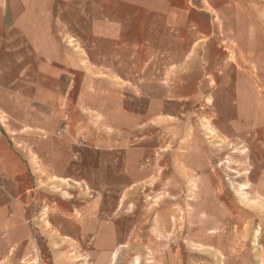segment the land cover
<instances>
[{
  "label": "rangeland",
  "instance_id": "obj_1",
  "mask_svg": "<svg viewBox=\"0 0 264 264\" xmlns=\"http://www.w3.org/2000/svg\"><path fill=\"white\" fill-rule=\"evenodd\" d=\"M200 4L192 0L190 15L205 23L206 14L194 8ZM206 6L214 9L215 24L208 27L213 34L176 65L173 77L169 64L183 60L188 42L202 37L195 28L147 33L145 46L115 47L116 56L104 58L109 48L91 42L86 9L78 25L71 26L76 22L67 14L70 23L63 26L65 34L78 36V50L89 51L97 67L94 76L86 74L83 62L74 76L79 85L64 89L65 81L43 80L34 57L0 59V67L17 70L27 61L29 75L41 84L0 85V234L9 222L18 242L2 264H22L37 250L43 264H57L56 251L64 244L56 242L71 241L55 232L52 241L34 226L24 232L31 225L28 215L45 205L36 206L34 190L7 200L5 150L25 168L15 174L16 183L37 185L43 198L51 192L68 197L73 191L56 187L57 177H96L90 148L99 108L120 129L117 139L125 149L126 162L100 170L102 178L128 185L112 212L110 236L123 245L115 264H264V0H209ZM173 36L169 46L176 57L153 56ZM104 66L112 73L105 75ZM104 90L111 99L104 100ZM79 239L71 243L82 245V253L67 251L79 258L68 264H89L84 250L94 239ZM5 243L0 241V251Z\"/></svg>",
  "mask_w": 264,
  "mask_h": 264
},
{
  "label": "crops",
  "instance_id": "obj_2",
  "mask_svg": "<svg viewBox=\"0 0 264 264\" xmlns=\"http://www.w3.org/2000/svg\"><path fill=\"white\" fill-rule=\"evenodd\" d=\"M200 3L194 8L206 14L208 18L205 23L192 19L190 15L193 11L192 0H0V59L34 57L40 62L39 69L42 72L40 75L43 76V80L58 81L57 85H63V81H65L64 89H70L72 85H79L74 76L75 72L81 68V64L86 62V68L84 66L82 69L86 74L93 76L96 74L97 67L90 60L89 51L78 50V36L65 34L63 26L70 23L67 22L69 21L67 14H71V21L76 22L71 26L78 25L77 20L80 18V12L86 9L91 42L94 44L97 40L103 41L109 48L104 51V58L115 57V47L145 46L149 42V39L145 37L147 33H174L177 27H184L189 32L190 29L195 28L202 37L188 42L184 51L180 53L183 60L178 63L172 61L169 64L167 72L173 77L175 74L173 70H177L175 69L176 65H184L185 60L195 50H198L196 48L213 34L212 29L208 30V27L215 24L216 17L212 14L214 9L210 10L206 6L209 5V0H200ZM181 13L187 16L184 19H179L177 16ZM206 24H208L207 27ZM162 25L164 27L160 32ZM156 39L159 45V39L157 37ZM181 39L180 42L186 41L184 36ZM173 43H175V36H173V40L169 39L163 47L159 48L158 46L153 56L158 58L176 57L174 49H171L173 47L169 46ZM85 56L87 61H83ZM27 66L28 62L24 61L23 67L18 70L12 69L10 66L0 67V85H41L32 79L31 74L29 75ZM104 71L105 75L107 71L112 73L111 69L106 66H104ZM170 81L174 83V81ZM95 90L97 94L101 93L99 88L95 87ZM102 92H104L102 95L105 101L112 98L110 92L105 90ZM107 110L113 111L112 108ZM94 111L95 130L92 134L93 143H91L90 150L94 154L91 166L97 171L95 172L96 177L81 181L71 176L57 177L56 187L61 188L62 191L70 189L73 192L68 197L63 193L55 195L54 192H51L54 196L40 197V191L44 189L35 191L38 188L37 185L30 187L26 183H16L17 172L19 173L23 168H20V163L16 162L15 156L8 152L7 147L4 153L9 158L5 163V169L8 170L9 176L7 182L9 197L7 200L12 198L15 200L16 196L26 198L31 196V192L34 190V196H37L36 206L45 205V207L43 206L45 210L28 215L31 225L23 226L25 233H28V230L33 229L34 226L39 228L40 233L49 234L52 241L55 238L51 235L55 233L79 243V238L89 237L94 240L93 243L89 241L88 249L84 250L85 257L89 258L88 263L115 264L123 245L118 246L115 238L110 236L115 233L112 212L120 208L128 185L126 182L118 183V181H112L111 178H102L100 170L107 168V165L110 169L115 170L117 168L115 164H121L123 160L126 162L123 155L125 149H123L124 145L120 139H117L120 129L109 125L111 122H109L107 111L103 112L100 108ZM98 123H104V126L101 127ZM104 155L105 158L102 157ZM10 159L12 160L10 161ZM101 163L104 164L103 167ZM47 185L50 186L52 183H47ZM113 199L114 207L112 208ZM1 214L4 215L5 210H0ZM10 216L15 217L13 214ZM45 217L47 219L44 220ZM6 225L7 228L3 229L2 227L0 234V241L3 244L6 242L5 247H2L0 251V264L14 253L16 245H18L15 238L11 236L12 225L9 222ZM103 235H109L106 241H103ZM4 236L5 239H3ZM71 241L62 238L56 242L55 246L64 244L61 249L56 251L55 262L57 264H68L76 258V256L71 258L70 252L67 254V251L72 248L78 255L82 253L80 251L82 245L79 243H77L78 246L74 245ZM83 248L86 249L84 246Z\"/></svg>",
  "mask_w": 264,
  "mask_h": 264
},
{
  "label": "built area",
  "instance_id": "obj_3",
  "mask_svg": "<svg viewBox=\"0 0 264 264\" xmlns=\"http://www.w3.org/2000/svg\"><path fill=\"white\" fill-rule=\"evenodd\" d=\"M22 264H43L39 250L35 251L32 256L23 259Z\"/></svg>",
  "mask_w": 264,
  "mask_h": 264
}]
</instances>
